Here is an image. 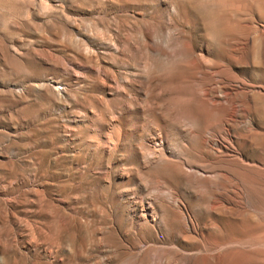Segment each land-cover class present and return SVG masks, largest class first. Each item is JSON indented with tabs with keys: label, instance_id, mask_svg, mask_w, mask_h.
I'll return each instance as SVG.
<instances>
[{
	"label": "rangeland",
	"instance_id": "374dc122",
	"mask_svg": "<svg viewBox=\"0 0 264 264\" xmlns=\"http://www.w3.org/2000/svg\"><path fill=\"white\" fill-rule=\"evenodd\" d=\"M0 264H264V0H0Z\"/></svg>",
	"mask_w": 264,
	"mask_h": 264
}]
</instances>
